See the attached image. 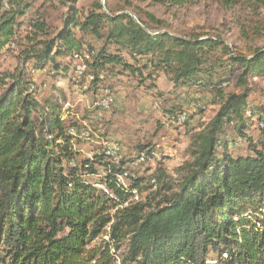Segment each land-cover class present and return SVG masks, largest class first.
<instances>
[{
  "label": "trees",
  "instance_id": "obj_1",
  "mask_svg": "<svg viewBox=\"0 0 264 264\" xmlns=\"http://www.w3.org/2000/svg\"><path fill=\"white\" fill-rule=\"evenodd\" d=\"M214 1L245 38L264 37V0ZM75 5L53 33L40 11L31 14L35 0H0V51L16 43L23 56L0 77V264H211L212 254L214 264H264V101L251 86L264 75V46L243 53L219 35L171 34L151 12L154 28L99 0L85 11ZM75 57L93 74L95 95L110 78L143 86L159 70L175 87L213 95L219 108L190 130V159L176 176L160 163L149 176L131 173L154 158L152 143L136 155L100 146L80 158L76 141L98 135L60 104L61 89L38 98L32 77L46 69L67 77ZM184 111L166 114L178 122ZM253 125L258 138L248 134ZM239 139L248 152L232 149Z\"/></svg>",
  "mask_w": 264,
  "mask_h": 264
},
{
  "label": "rangeland",
  "instance_id": "obj_2",
  "mask_svg": "<svg viewBox=\"0 0 264 264\" xmlns=\"http://www.w3.org/2000/svg\"><path fill=\"white\" fill-rule=\"evenodd\" d=\"M94 1L76 0L75 6L85 11ZM99 1L110 14L127 13L138 22H144V26L154 28L156 25L144 14L151 12L164 21L163 30L171 34L184 37L219 35L232 49L243 53L250 48L264 46V37L256 36L254 39L252 35L251 38H245L236 17L214 0H182L181 3L175 0ZM71 2L72 0H35L31 14L40 11L54 33L63 26ZM29 31L30 28L25 24L21 34L25 35ZM21 50L18 44L13 43L0 51V77L2 72H14L22 66ZM66 59L70 60V57ZM31 61L26 65L29 68ZM80 64L82 60L75 57L67 77L53 74L48 69L36 70L32 76L37 85L38 98L52 92L59 94L55 88L61 89L66 100L60 104L72 109L81 127L92 129L99 136L92 140L76 141L75 147L80 151V158L93 156L100 146L120 151L121 157L136 155L139 144L152 143L158 149L154 158L143 165L130 166L131 173L149 176L160 163L168 173L176 176L178 167L190 159V130L200 121L207 122L219 108L218 104L211 103L213 95L203 92L201 88L175 87L162 70L157 71L154 78L148 79L143 86L127 77L110 78L106 84L109 88L95 95L88 90L91 80L87 69L79 72ZM1 84L0 81V86ZM151 84L154 87L149 88ZM251 86L254 90L252 94L264 101V75L251 78ZM235 90L237 88L234 85L227 88V91ZM173 105H181L186 110L185 118L180 117L178 122H173L166 114V110ZM200 108L205 109L204 113L199 111ZM248 134L258 138L260 130L253 125ZM238 141V145L232 149L240 153L248 152V144L241 139ZM93 178L95 179L91 176L88 179ZM128 181L121 177V182L127 184ZM100 186L102 185L98 187ZM147 192L143 190L139 194L145 196ZM225 255L226 253L224 257ZM211 258V264L216 263L218 257L212 254Z\"/></svg>",
  "mask_w": 264,
  "mask_h": 264
},
{
  "label": "built area",
  "instance_id": "obj_3",
  "mask_svg": "<svg viewBox=\"0 0 264 264\" xmlns=\"http://www.w3.org/2000/svg\"><path fill=\"white\" fill-rule=\"evenodd\" d=\"M78 67L80 69L79 72H82L83 69L84 70L86 69V64L83 62V60H82V64H80ZM87 74H88L90 80H92L94 78L92 73L88 72ZM185 115H186L185 112H183L180 117L185 118ZM72 133L75 134V135H79L80 137H83V138H88L89 137V132L87 130H81L80 132H77L76 130L73 129ZM116 159L118 160V157H116ZM119 181H121V178H119ZM100 187H102V186H100Z\"/></svg>",
  "mask_w": 264,
  "mask_h": 264
}]
</instances>
